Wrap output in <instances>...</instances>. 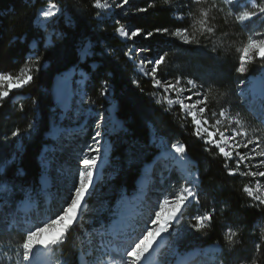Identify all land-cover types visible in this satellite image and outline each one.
<instances>
[{
  "label": "trees",
  "instance_id": "16d2710c",
  "mask_svg": "<svg viewBox=\"0 0 264 264\" xmlns=\"http://www.w3.org/2000/svg\"><path fill=\"white\" fill-rule=\"evenodd\" d=\"M61 6L64 17L59 18L54 25L55 31L64 34V39L57 35L51 38L52 44L45 48L44 32L35 24V16L44 0H0V72L18 74L19 69L27 63L26 58L36 53L42 57V70L33 73V82L23 89L10 93L11 99L0 106V180L8 182L10 186L20 184L29 189L33 195L37 194L40 165L38 155L41 147L46 144L43 135L48 131V118L51 114L52 97L50 89L56 74L66 71L71 67H79L87 74L85 90L89 100L96 105H102L101 85L107 78L111 86V97L115 103V117L121 122L120 130H112L109 134L111 152L109 162L111 167L121 168L126 160L128 151L137 148L145 150L146 160L155 154V149L149 144V126L169 142L173 140L184 143L187 147V156L194 163V170L199 178L200 204H192L184 217L190 219L195 214L194 209L200 212L213 206L217 215L211 228L204 233L193 231L192 238H196L194 245L206 246L217 243L224 251L222 256L240 258L250 255L257 258V264H264V256L254 252V243L261 239L260 229L264 227V216L258 209L245 205L246 197L241 191L248 178L239 175L229 176L223 167V159L214 157L204 150L202 141L192 135L190 119L182 121L176 115L178 109L166 113L163 107L154 103L151 93L153 87L149 78H144L135 73L134 68L123 54L127 51L128 43L121 41L114 33L115 21L111 19L99 22L95 18L96 9L92 7L93 0H56ZM146 13H138L136 8H147ZM179 0H170V5L165 0H135L131 1L127 19L121 18L123 24H131L133 28L140 26L151 30L154 26L174 28L176 23L171 17L168 8L176 7ZM72 23H68V18ZM120 18V17H119ZM218 26L229 33L223 47L220 46L221 33L214 38L217 41L219 54L215 55L208 49L197 46H183L185 49L195 50L177 51L169 53L167 67L162 71L170 74L169 77L183 73L186 77L197 79L198 82L214 81L210 94V107L219 110L223 105L232 112L241 114L238 106L239 98L237 74L234 71L238 53L236 48L241 41L246 40V31H241L239 26H224L217 20ZM99 25V26H97ZM161 38L155 41H145L139 44L145 48L151 47L155 51L161 48L168 50L169 46L160 43ZM94 45L92 55L84 61L79 60L77 47L82 42ZM98 42V43H97ZM179 43V42H177ZM211 45H209V48ZM107 49L111 52H101ZM91 63L95 66L91 67ZM31 66V65H30ZM261 70L257 60L247 74L257 75ZM246 77V78H247ZM139 80V87L132 83ZM23 108V111H21ZM36 124V133L29 139V124ZM19 129L18 137L12 132ZM22 140L23 150L17 155L18 159L11 164H6L11 155L16 153L15 143ZM120 174L114 176L112 190H122L130 194L134 190L138 173L120 180ZM177 187L184 186L176 179ZM101 184V183H100ZM26 198L23 192L18 193L12 203ZM40 198V197H39ZM108 207L115 202V197L108 198ZM250 202V201H249ZM90 219V217H87ZM87 219H81L79 228L69 236L68 242L59 249L62 257L68 264H77L79 241L83 232L89 230ZM184 219V218H183ZM93 221H91V224ZM228 226L234 229L239 226L242 230V243H238L235 252L229 253L224 242V232ZM187 239V238H186ZM241 236L237 237V241Z\"/></svg>",
  "mask_w": 264,
  "mask_h": 264
},
{
  "label": "snow or ice",
  "instance_id": "6c2138e0",
  "mask_svg": "<svg viewBox=\"0 0 264 264\" xmlns=\"http://www.w3.org/2000/svg\"><path fill=\"white\" fill-rule=\"evenodd\" d=\"M165 3L170 5V0H165ZM126 6L129 8L132 6L130 0H120L115 4L110 3V0H93L92 3V7L97 10L95 13L97 21L102 23L109 19L105 14L112 11L111 19L115 21L114 33L132 42L123 54L133 62L137 56L140 57L135 68L138 74L150 78L153 87L150 95L154 103L162 106L166 113H172L173 109L178 107L179 111L176 115L182 121L190 118L192 135L203 142L206 152L223 159L224 170L229 176L239 175L251 178L241 187L242 193L247 198L245 205L258 209L264 216V183H261L264 180V138L258 135L250 138L244 124L239 119V114L235 118L231 117L229 108L222 105L217 111L210 107V94L214 81L207 82V84L198 82L197 79L186 77L183 73L169 78L170 74L162 71L167 67L169 53L173 49L177 51L195 50L185 49L183 46L195 45L218 55L219 48L214 38L217 33H221L220 46L223 47L224 41L229 36L224 28L218 26L219 18V22L224 26H239L241 31L250 33L246 40L241 41L240 46L235 49L238 55L234 71L237 74L238 87L245 84L247 74L257 60L261 69L264 70V0H179L178 6L168 8L177 26L174 28L154 26L151 30L140 26L133 28L130 23L122 24L120 19H116V16H121V13H116L114 10L121 9L124 12ZM154 7L155 4L152 3L147 8H136V11L146 13L148 8ZM58 14H63L61 7L58 3L49 2L39 12V17L44 22L41 27L46 29L47 22L57 17ZM121 18L127 19L126 16H121ZM68 23H72L71 17L68 18ZM253 25H258L260 30L254 29ZM56 35L58 39L65 38L62 32ZM157 37L166 38L159 42L168 45V50L161 48L155 51L151 47L145 48L136 44L137 39L155 41ZM209 45H211L210 48ZM47 47L46 43L45 48ZM93 47L90 40L87 44L82 43L80 49L82 57L86 58L93 54L91 51ZM101 52H108V50L101 49ZM108 54L111 55V52ZM26 60L27 63L19 69L18 74L0 72V106L5 105L11 99L10 93L13 89H23L30 85L34 79L33 73L42 70V57L39 54L32 53ZM132 83L139 87L140 81L133 80ZM110 92L111 86L106 78L101 85L100 95L104 96ZM239 95L244 98V102L264 125V76H261L258 96L254 87L247 92L240 88ZM97 115L100 120L104 119L102 113ZM28 127L31 129L33 125L29 124ZM19 135V129L12 132L14 137ZM103 135L104 133L99 130L98 126L91 137L93 143L86 144L85 149L78 153L71 184L59 208L48 214L46 218L37 220L21 234L22 243L19 244L16 253L19 257L16 264H39L41 250L47 254L52 249H62L67 244L71 233L79 228L83 203L91 199L96 188L95 177L99 174L98 161L103 159L101 154ZM160 143L163 144V140ZM241 149L246 151L242 152ZM170 151L178 154L182 164L189 163L186 159L187 147L184 143L179 141L172 143ZM42 166L47 170L46 162H42ZM186 184L188 186L172 193L171 199L167 194H162L164 198L157 199L147 217L142 222L130 224L126 232H117V239L105 244L104 232L98 230L101 237L99 247L102 251L99 256L95 255L96 249L88 252V264H151L147 254L156 244L157 238L163 233H169L170 229L175 231L174 224L183 220L189 206L193 203L200 204L199 178L189 174ZM5 189L10 196L13 188L8 182L0 180V191ZM17 190L23 192L28 199L34 201L36 198L27 188L17 187ZM0 201L8 203L3 196H0ZM3 203H0V207ZM216 215L215 206L206 208L202 212L197 209V212L190 216V230L194 229L195 232L206 235L205 230L212 227ZM96 224L99 225V229L105 228L103 217L94 221V227ZM260 231L261 239L254 243V252L264 256V227ZM241 232L239 226L235 229L232 226L226 228L223 239L229 253L235 252L237 244L242 243ZM121 236L122 239L119 238ZM238 236H241L240 241H237ZM250 259L251 264H257V258ZM63 264H68V260H64ZM77 264H79V257ZM161 264H169V262L162 261ZM218 264H235V261L227 256H221Z\"/></svg>",
  "mask_w": 264,
  "mask_h": 264
},
{
  "label": "rangeland",
  "instance_id": "374dc122",
  "mask_svg": "<svg viewBox=\"0 0 264 264\" xmlns=\"http://www.w3.org/2000/svg\"><path fill=\"white\" fill-rule=\"evenodd\" d=\"M44 1V4L40 5L36 12L35 24L44 32V45L46 43L50 45L52 44L51 38L57 34L54 25L61 17H64V20H66V16L62 10V15L58 14L57 17H54L47 22L46 29L41 27V24L44 22L39 17V12L43 10L49 2L58 3L56 0ZM131 1L135 0H130V2ZM118 2H120V0H110V3L112 4ZM127 9L128 6H126V11L124 12H122L121 9H115L114 11L116 13H121V16H126L128 13H135L134 11L129 12ZM105 15L112 17L113 12L109 11ZM121 16H116V19H120V22L123 24ZM252 27L256 30H260L258 25H253ZM246 33V35L250 34L248 31H246ZM116 37L121 41L127 42L128 46L132 45L131 41L120 38L117 35ZM82 43L87 44L88 42ZM82 43H80L77 47V54L80 61H84L92 55L91 54L86 58L82 57L80 51ZM136 44H145V41L137 39ZM139 60L140 57L137 56L134 62L130 61L136 74L138 73L135 66L139 63ZM90 65L91 67L95 66L94 63H91ZM43 66H46V64H43ZM138 75L142 76L141 74ZM257 75L264 76V70L261 69L260 73ZM249 78L247 83L250 82L251 78ZM86 80L87 74L76 66L56 74L53 78L50 89L52 97L51 114L48 118V131L43 135V139L46 140V144L41 147V151L38 155L40 165L38 196L40 198L37 197V194L35 195V206L33 204V200L26 197L18 204H21L19 207L20 210L28 206H33L29 212H20L18 210L20 212L18 213L16 208L13 207L16 203H12V200L18 193H20V191L17 190V187H21L20 184L11 186L13 188V192L10 196L6 189L4 191H0V196H3L4 199L8 201V203L0 201V203H3V206L0 207V264H16L19 259L16 253L19 248V244L22 243L21 234L24 233L28 227L35 224L37 220L46 218L48 214L59 208L63 197L67 195V188L71 184L72 173L77 165L78 152L85 148L86 144L90 145L93 143L91 137L95 134L98 126L99 130L104 133L101 140V154L102 156L106 155L107 160L100 179L96 184L95 191L91 199H88L87 202L84 203V207L82 209L83 214L80 216V220L83 218L87 219V217L91 218V220L87 219V223L89 222L88 226H91L90 229L92 230L84 234L80 243L79 264H88L89 256L87 253L92 251V249H96L95 255H100L102 249L99 247L101 237L98 234V230L104 232L103 240L104 243L107 244L113 236V233L110 231L111 223L112 225H118L117 221L121 218V214H123L125 208L129 207V204L134 203L135 200H138V195L130 196L126 199L120 198L121 194L119 191L111 189L113 186L112 183L114 176L116 174H120L119 177L122 181H124V179L128 176H133V174L136 173H138V177L145 179V175L147 174V178L141 184L145 189V200L142 203H137L131 211L132 213L129 212V216L126 219H122L123 221L131 224L138 221L142 222V220L147 217L149 210L155 205L157 199L164 198V195L162 194H167L171 199L172 193L178 192L182 189V187L188 186L186 184V180L189 174L193 177H197L194 170V164L188 156H186V159L189 163L182 167L178 154L170 151V145L177 141L173 140L172 142H169L163 136L156 133L151 125L149 126L148 131L149 144H151L156 151L152 158L150 160H146L147 155L144 153L145 150L137 148L135 151L130 150L127 152L126 160L122 163L121 168L118 166L111 167V163L109 162L111 152L109 134L112 133L111 131L113 129L120 130L121 122L115 117V103L111 97V92L110 94L104 96L101 95L103 104L96 105L91 102L87 96V92L85 90ZM247 83L240 87L243 88L245 92L248 91ZM15 90L17 89H13V91ZM237 96L240 101L238 106L242 110L241 114H239V119L248 131L249 137L251 138L258 135L264 138V125L260 123L253 111L249 108L248 104L244 102V98L239 95V90L237 92ZM164 107H166V105ZM175 109H178V107ZM98 113L103 114V120H100V117L97 115ZM237 114L238 113L230 110L231 117L235 118ZM32 125L33 128L29 129L28 135L24 136L27 139H29V137L31 138L37 131L36 124L32 123ZM161 140H163V144L160 143ZM21 141L22 140H20V138L17 139L15 143L16 153L11 155V158L7 160L6 164L14 163L18 159L17 155L23 150ZM241 151L243 152L246 150L241 149ZM163 154L168 156L165 157ZM42 162H46L48 164L47 170H45L42 166ZM2 168L3 167L0 168V172ZM176 179L185 185L177 187L175 185L177 184ZM250 179L251 178H248V181ZM261 183H264V180H262ZM109 197L116 198L115 204L110 210H108ZM169 207H171V205ZM109 211L111 212L108 213ZM194 212L196 213L197 210L194 209ZM104 214L109 217L111 216L112 218L110 221L108 219V225L104 222L107 227L103 230H100L99 227L92 228L93 225H91V221H98L101 217L105 216ZM189 220V218L187 219L184 217L182 221L174 224L173 227L175 231H173V229L169 230V237L164 245H162L163 247H166L167 252H159L156 255L159 262H169L171 258L177 255V253L184 251L185 247L193 245V243L196 242L194 241L196 238L194 239L191 237L193 231L195 230H190ZM95 226L99 225L96 224ZM177 236H179V238H177ZM223 251L224 250L220 248V257L222 256L221 254ZM41 252L43 253L44 251L41 250ZM43 255V259H47V264H63L64 262V259L60 256L58 249H52L48 252V256L44 253ZM252 257L253 256L250 257V255H248L235 258L234 256L230 259H233L235 264H251L250 258ZM219 258L214 260L216 262L213 264H218ZM104 259H108V257H104ZM210 263L211 262H204L197 258L192 262V264Z\"/></svg>",
  "mask_w": 264,
  "mask_h": 264
},
{
  "label": "bare ground",
  "instance_id": "6f19581e",
  "mask_svg": "<svg viewBox=\"0 0 264 264\" xmlns=\"http://www.w3.org/2000/svg\"><path fill=\"white\" fill-rule=\"evenodd\" d=\"M260 73V72H259ZM258 73V74H259ZM251 79H250V78ZM248 78L250 79V82L249 83H247L248 82ZM260 80H261V75H251V76H248L247 78H246V82H245V84L247 83V87H249V88H255L256 90H259L260 89ZM245 84H243V85H245ZM243 85H240V86H243ZM83 149H85V148H83ZM82 150V149H81ZM80 150V151H81ZM79 153V152H78ZM163 156H168V155H166V154H163ZM77 157H78V155H77ZM187 158V157H186ZM106 160H107V157H106V155L105 156H103V159H102V161H98V166H99V174L95 177V179H96V184H97V182H98V180L100 179V176H101V173L103 172V169H104V167H105V165H106ZM181 162V161H180ZM181 166L183 167V166H185V164H182L181 163ZM146 177H145V179L147 178V174L145 175ZM144 178H138V183H141V181L143 182L144 180H145ZM148 180V179H147ZM140 199L141 198H139L138 197V200H135L134 201V203H131V204H129V207H127V208H125V210L123 211V213H129V212H131L133 209H134V207L137 205V203L139 202L140 203ZM83 207H84V203H83ZM83 209V208H82ZM82 209H81V211H82ZM132 213V212H131ZM121 220V219H120ZM118 222V221H117ZM115 223V222H114ZM120 222H118V225L117 224H113V226H118V227H120L121 226V224H119ZM122 232V231H121ZM47 235V234H46ZM168 237H169V235H168V233H163V234H161V236L160 237H158L157 238V242H156V244H154L153 245V247H152V249L150 250V252L147 254V256L148 257H150V260H151V264H153V261H152V258L153 259H156V255L159 253V252H162L163 253V251H166V247H163L162 245H164V243L167 241V239H168ZM167 252V251H166ZM44 256V255H43ZM46 256V255H45ZM155 256V257H154ZM186 259V257H184V258H182V259H180V260H178L175 264H178L180 261H182V260H185ZM42 260H43V262L41 261V263L42 264H47V259H43V257H42ZM161 260V259H160ZM39 262H40V260H39ZM186 264H192V262H190V261H187V263ZM210 264H213V263H210Z\"/></svg>",
  "mask_w": 264,
  "mask_h": 264
}]
</instances>
